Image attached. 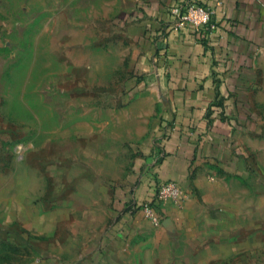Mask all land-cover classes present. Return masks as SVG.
<instances>
[{
  "label": "crops",
  "instance_id": "0c3cea01",
  "mask_svg": "<svg viewBox=\"0 0 264 264\" xmlns=\"http://www.w3.org/2000/svg\"><path fill=\"white\" fill-rule=\"evenodd\" d=\"M182 1L137 3L127 105L43 155L49 199L10 208L27 264H264V0H198L218 23L204 38L174 26ZM162 180L187 198L154 222L134 204Z\"/></svg>",
  "mask_w": 264,
  "mask_h": 264
},
{
  "label": "rangeland",
  "instance_id": "374dc122",
  "mask_svg": "<svg viewBox=\"0 0 264 264\" xmlns=\"http://www.w3.org/2000/svg\"><path fill=\"white\" fill-rule=\"evenodd\" d=\"M139 1L0 0V264H27L29 243L8 225L23 210L10 208L50 196L43 155L99 132L102 109L131 98Z\"/></svg>",
  "mask_w": 264,
  "mask_h": 264
},
{
  "label": "built area",
  "instance_id": "2783aa9c",
  "mask_svg": "<svg viewBox=\"0 0 264 264\" xmlns=\"http://www.w3.org/2000/svg\"><path fill=\"white\" fill-rule=\"evenodd\" d=\"M168 13L173 18L176 28L192 27L197 34L207 37V32L218 29L217 21L213 20L214 11L198 0H183L168 7ZM187 198L186 191L175 180H162L158 183L155 194L147 200L136 202L135 207L140 208L144 215L156 222L159 219L157 206L159 203L172 199L183 203Z\"/></svg>",
  "mask_w": 264,
  "mask_h": 264
}]
</instances>
